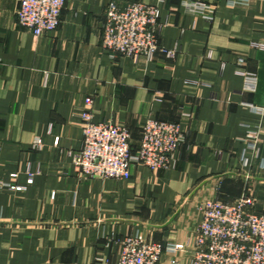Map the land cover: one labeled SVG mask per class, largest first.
Returning <instances> with one entry per match:
<instances>
[{
    "label": "crops",
    "instance_id": "crops-1",
    "mask_svg": "<svg viewBox=\"0 0 264 264\" xmlns=\"http://www.w3.org/2000/svg\"><path fill=\"white\" fill-rule=\"evenodd\" d=\"M111 1L66 0L58 29L35 36L18 0H0V264H116L129 235L187 242L216 196L251 192L264 212V0H135L159 6L160 43L174 50L154 60L104 51ZM88 96L94 120L126 125L134 150L148 118L181 122L174 163L80 175Z\"/></svg>",
    "mask_w": 264,
    "mask_h": 264
},
{
    "label": "built area",
    "instance_id": "built-area-1",
    "mask_svg": "<svg viewBox=\"0 0 264 264\" xmlns=\"http://www.w3.org/2000/svg\"><path fill=\"white\" fill-rule=\"evenodd\" d=\"M65 4L66 0H18L16 19L35 36L54 32L61 24ZM159 16L157 5L111 1L103 25L104 51L114 58L126 56L133 60L173 57L174 50L160 43ZM185 115L191 117L192 113ZM79 116L83 146L72 153V160L82 176L128 179L136 164L153 171L169 168L185 139L181 122L148 118L140 125L138 148L134 150L132 133L126 125L94 120L91 96L86 98ZM248 142L256 150L257 139L250 137ZM255 205L251 192L233 200L209 198L200 204L202 219L192 240L162 243L141 235L121 237L115 241L116 264H159L166 253L188 250L193 254L192 264H264V212L256 211Z\"/></svg>",
    "mask_w": 264,
    "mask_h": 264
},
{
    "label": "rangeland",
    "instance_id": "rangeland-1",
    "mask_svg": "<svg viewBox=\"0 0 264 264\" xmlns=\"http://www.w3.org/2000/svg\"><path fill=\"white\" fill-rule=\"evenodd\" d=\"M240 197V196H239ZM236 198H238V197H236Z\"/></svg>",
    "mask_w": 264,
    "mask_h": 264
}]
</instances>
